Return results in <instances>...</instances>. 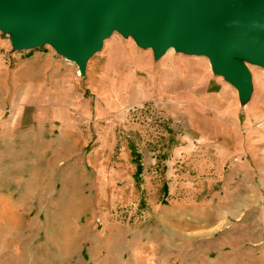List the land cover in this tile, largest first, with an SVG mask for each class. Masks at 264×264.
Listing matches in <instances>:
<instances>
[{
  "label": "rangeland",
  "instance_id": "obj_1",
  "mask_svg": "<svg viewBox=\"0 0 264 264\" xmlns=\"http://www.w3.org/2000/svg\"><path fill=\"white\" fill-rule=\"evenodd\" d=\"M185 70L236 90L204 54L104 39L60 148L0 154V264H264V137L243 126L257 91L237 128Z\"/></svg>",
  "mask_w": 264,
  "mask_h": 264
},
{
  "label": "water",
  "instance_id": "obj_2",
  "mask_svg": "<svg viewBox=\"0 0 264 264\" xmlns=\"http://www.w3.org/2000/svg\"><path fill=\"white\" fill-rule=\"evenodd\" d=\"M0 31L14 50L50 45L81 75L104 39L117 31L151 48L204 54L242 104L264 67V0H0Z\"/></svg>",
  "mask_w": 264,
  "mask_h": 264
},
{
  "label": "crops",
  "instance_id": "obj_3",
  "mask_svg": "<svg viewBox=\"0 0 264 264\" xmlns=\"http://www.w3.org/2000/svg\"><path fill=\"white\" fill-rule=\"evenodd\" d=\"M2 34L0 31V154L58 150V139L69 135L65 127L72 125L69 110L70 105L77 102L76 83L81 79L78 67L50 45L32 50H14L8 37ZM192 70H185L183 77L193 80L192 88L199 87L200 94L195 98L203 102L202 96L216 97L219 103L223 102L221 113H224V119H231L238 128L235 108L236 99L239 98L237 91L229 94L230 90L224 82L221 91L219 83L211 82L209 78L207 80L208 71ZM250 71L257 99L247 105L243 126L250 130L258 128L264 137L260 131H264V123L256 126L264 120V77L258 76L251 67ZM131 79L129 74L123 82L126 84ZM228 126L224 122L225 132L230 130ZM259 170L264 172V166ZM4 195L0 200H10Z\"/></svg>",
  "mask_w": 264,
  "mask_h": 264
},
{
  "label": "built area",
  "instance_id": "obj_4",
  "mask_svg": "<svg viewBox=\"0 0 264 264\" xmlns=\"http://www.w3.org/2000/svg\"><path fill=\"white\" fill-rule=\"evenodd\" d=\"M262 111H263V114H264V106H263V108H262Z\"/></svg>",
  "mask_w": 264,
  "mask_h": 264
},
{
  "label": "bare ground",
  "instance_id": "obj_5",
  "mask_svg": "<svg viewBox=\"0 0 264 264\" xmlns=\"http://www.w3.org/2000/svg\"><path fill=\"white\" fill-rule=\"evenodd\" d=\"M170 49H172V48H169L168 50H170ZM86 68H87V65H86Z\"/></svg>",
  "mask_w": 264,
  "mask_h": 264
}]
</instances>
